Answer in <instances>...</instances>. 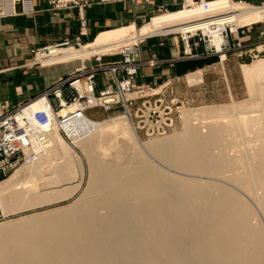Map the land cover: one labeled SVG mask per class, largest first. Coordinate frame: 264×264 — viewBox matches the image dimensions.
I'll return each mask as SVG.
<instances>
[{"label":"bare ground","instance_id":"6f19581e","mask_svg":"<svg viewBox=\"0 0 264 264\" xmlns=\"http://www.w3.org/2000/svg\"><path fill=\"white\" fill-rule=\"evenodd\" d=\"M160 14L140 28L134 24L100 33L80 49H41L39 62L109 53L117 44L134 51L147 36L178 31L187 36L197 29L220 50L223 30L264 21V5L186 0L182 9ZM242 69L250 98L196 110L181 107L183 130L149 142L142 139L131 107L112 118L95 119L85 113L68 124L51 121L40 126L47 130L46 147L36 148L37 155L15 169L17 173L28 169L26 179L13 177L0 186L3 213L69 198L81 186L84 166L62 128L88 149L89 185L81 200L1 223L0 264H264V112L256 113L264 109V58L243 64ZM202 73L190 74L187 80L201 82ZM23 108L31 119L38 111L49 116L54 112L46 95ZM70 109L65 106L60 113ZM193 121H208V129L201 130ZM108 133H117L122 147L130 145L125 164L102 161L106 151L101 150L105 147L100 136ZM250 133L256 142L250 151L238 145L242 151L235 153L227 144L226 136L246 139ZM148 155L162 167L193 177L174 176ZM75 167L78 184L40 191L43 184L52 188L55 179L56 184L74 181ZM48 171L54 175L46 177Z\"/></svg>","mask_w":264,"mask_h":264},{"label":"rangeland","instance_id":"374dc122","mask_svg":"<svg viewBox=\"0 0 264 264\" xmlns=\"http://www.w3.org/2000/svg\"><path fill=\"white\" fill-rule=\"evenodd\" d=\"M195 1H198V0H195ZM236 1H241V0H236ZM243 1H247V2L255 4V5H264V0H243ZM49 2L55 8H60V9L62 8V7L55 6L51 2V0H49ZM90 6H87V7H90ZM75 7H78V6H75ZM87 7L84 9L85 14L87 11ZM71 8H73V6H71L70 8H65V9H71ZM180 8L182 9V7H180ZM180 8H178V10H180ZM172 10L175 11L176 8L175 9H171V8L168 9L166 7L161 8L152 16H154V15L157 16V14L160 15V13L164 14L165 12H169V11L173 12ZM78 11H79V17L81 19L79 8H78ZM152 16L147 18V19H143V20L135 23L137 25L136 27L140 28L143 25L150 22L152 20L151 19ZM132 23H134V22L125 23V25L130 26V25H133ZM120 26H122V25H120ZM127 26L119 27V29L123 28V27H127ZM81 27H82V19H81L79 34L75 35L74 39L52 40V42H50L48 44L41 45V46L36 47V48H32L31 50H29L26 53V57L23 60H18L19 65H21V66L20 67L18 66L17 68H14L15 66L11 65L12 62H14L13 59L12 60L11 59H9V60L4 59L3 56L5 55L4 54L5 51L1 52L2 54L0 53V84L2 83V85L4 86L5 84H3V83H7V85H9V86L5 87V89L3 88L0 90V92L2 93L1 95L5 94V91L6 92L10 91L13 94L15 92L14 98L21 100L20 103L13 105L12 101L8 102V100H1L0 99V106L3 108L4 111L17 109V107H19V106L22 107V106L26 105L27 103L31 102L32 100L38 98L39 96L46 95V93L49 92L50 89H52V87L56 83L61 82V81H66L67 79H70V78L77 76V75L86 74V73L93 71V70H98L97 76L102 78V82H101L102 87L97 90V93L98 94L99 93H103V94L105 93V87H106L105 84L110 83L111 76H110V72L104 67L110 65L113 62H118L122 59V49L121 48L119 49L120 44H117L116 46H114L112 48L115 51H112L109 53L92 54L86 58L72 57L71 59H77V60H74L71 62H66V63H61V64H58L55 66H45V65L50 63L48 61L45 63H42V64H40V62H39V56H37V55L41 49L46 50L47 48L53 47V46H57L58 48H67V47L74 46L75 48L80 49L81 46L83 47V46H86V45L93 43L97 39V37L99 36L98 33L101 32V31H96L90 37L89 40L83 41V39H82L83 35H81V31H82ZM228 31H230L229 27H228ZM263 31H264V21H261L258 23H253L251 25H247L244 27L241 26L238 30V33L237 32L236 33L230 32V34H229L230 46H225L223 48V51H220V52H217L215 50L213 44H211V42H210V37L208 34H205V37H204V36H201L202 33H200V35L190 38V46L192 48V52L191 53H185V50H184L181 57L182 56H184V57H187V56L191 57L192 56V58H191L192 60L187 61V62L192 63V64H190V66H191L190 68L192 71H194L196 69H200V68L209 69L208 74H207V78L205 77L206 82H205V84L202 83L201 86L190 88L189 94H188L190 96L189 99L184 100L183 98H179L178 100L177 99L170 100V102H178L180 108L181 107L182 108L187 107V109L192 108V109L196 110V109L204 107V106L230 104V103H233L234 100L239 101V100H245V99L250 98V93H249V90H248V87H247V84H246V81L244 78L242 65L243 64H251L252 62L259 60L260 58H264V54H262L260 57H254L252 55V52H251L253 48L258 46V43H261V44L264 43V34H262ZM178 32L165 34V35H150V36H147L145 38H142V39H140L139 42H137L138 44H136V50L140 51V53H141L140 47L142 46L143 43H148L149 40L159 41L161 39H165L166 41H169L170 44L171 43L172 44L179 43L182 46L184 45V48H185L184 40L182 39V33H178ZM84 35H86V34H84ZM201 37L203 39H201ZM222 54L226 55V57L224 58L225 60L221 57ZM65 61H67V60H65ZM14 69H16V70H14ZM192 71H190V72H192ZM193 73H195V72H193ZM186 79H187V76H186ZM30 84L33 85L32 90L29 89V87H28V85H30ZM137 84H138V82H137ZM138 85L141 86V88L145 92V95H147V93H149V95H147L146 98L157 99L159 97H162V96H158L159 94L158 95H155V93L152 94V91L155 89L154 86H149V85H145V84H138ZM230 87L232 88L233 93L232 92L230 93V90H229ZM155 91L156 90H154L153 92H155ZM137 95H138V93L135 92V93H132L129 97L130 98L131 97H137ZM3 96H5V95H3ZM156 96H158V97H156ZM95 101H96V99H95ZM140 101H142V100L136 99L133 101V105L130 106L131 112L133 114V121L135 122L136 125H137V121L135 120L136 118H134V117H135L136 108L139 105ZM165 101L169 102L166 99H165ZM107 107H109V106H107ZM111 108L115 109L114 112L109 114V115H105L104 119H107L106 117H108V118L116 117V115H119V114H122L125 112V109L123 107H121V105H114V106H111ZM182 108L180 109V111L182 110ZM108 110H110V108H106V109H104V108H91L88 110V114L90 116H93V117H100L104 112L106 113ZM185 110L186 109H184V111ZM263 110L264 109H261L260 112H256V113L262 114L264 112ZM196 113H198V112H196ZM179 115L181 117L180 118L178 117V119L175 123V126L173 128H171V130H169L166 135H164V134L158 135V136L157 135H147L145 132L141 131L138 128V131L141 134L142 139L146 142H149L151 140H155L157 138H162L164 136H168L171 134H175L176 132L182 131L184 126H185V121L182 118V112H180ZM109 116H111V117H109ZM231 117H232V119H235L237 116L235 115V116H231ZM207 119L210 120V118H207ZM228 119H231V118L229 117ZM193 122L197 126H199V128H201V130L208 129V127H207L208 123H206L208 121H206V122L205 121H193ZM61 133H62L63 137L66 139L69 146L74 150L77 157L79 156L82 160V164L84 166L83 168H84L85 173H84V176H83V179L81 182V186L76 190V192L73 194V196L71 195V196H69V198L67 197L66 199H61L59 201H53V202H50L47 204L36 205V206L30 207V208L27 207L23 210L13 212V213H10L8 215H5L3 213L1 203H0V224L3 222L10 221V220H16V219L24 217V216L42 213V212L52 210V209H55V208H58L61 206H67V205H69L75 201L83 199V197H84L83 194L89 185V179H90V176L92 174L90 171L92 168L90 167L89 160L87 158L88 149L86 148V146L84 147L82 144L77 143L73 139L72 135L69 132L64 131L63 128L61 130ZM100 138L102 140V143L104 142L103 146L105 147L104 149H101V150L106 151V154L102 155L103 157H101L102 161L107 162V163L109 162L110 164H115V163L116 164L120 163L118 165L125 164L126 160H127V156H129L132 152L130 145H128V147H127V145L122 147L123 144L121 143L117 133L103 134L100 136ZM233 138H234L235 142H237V144L232 143V142H234V140H231ZM103 139H104V141H103ZM226 139L229 141V142L227 141V144L229 145V147H230V144L233 145L231 147H233L235 149V151H234L235 153L236 152L241 153V152H238V149L241 147H243V149L241 148L242 150H245V148L247 147L250 151L253 148L254 143H256V142H254V139H255L254 133L248 134V137L246 139H245V137L239 138L236 136L235 137L234 136L233 137L232 136H226ZM240 144H241V146H240ZM238 145H239V148H237ZM106 147L108 149H106ZM233 148H231V149H233ZM247 148H246V150H247ZM231 149L229 148L230 151H232ZM241 149H239V151ZM99 150H100L99 148H96V150H94V151H97V153H98ZM124 153H126V154H124ZM149 157L157 165L159 164L151 156H149ZM159 166H160V164H159ZM160 167H162V166H160ZM164 167L165 166H163L162 168L165 170H168V172H170V174H174V176L182 175L178 172H175V170L173 171V170L168 169L167 167H165V168ZM73 170L76 172L75 175L77 176V174H78L77 168L75 167ZM49 172L50 171H48L47 173H49ZM28 174H29L28 169H27V171H25V173L24 172L17 173V171H15V169H14L11 172H9L7 175L0 178V186H2L4 184V182H6L8 179L13 178V177L26 179ZM53 175L54 174L49 173V174H46L45 176L49 177V176H53ZM182 176H184V177L190 176L189 178L193 177L191 175L187 176V174H185V175L183 174ZM196 179L205 180V178H196ZM80 180L81 179H80V175H79V176H77V178L74 181H68V182L62 181L61 183L57 182V184L55 183L57 181V179H55V182H54V180H53V182L52 181H50V182L46 181L47 183H51V182L53 183V184L52 183L50 184L52 186V188L48 187L49 184L47 185L48 188L45 187V184H43L44 189H41L40 191L41 192H44V191L47 192V191H51L54 189L56 190L58 188L60 189V188H62V186H65V185L78 184L80 182ZM18 189H21V185L18 186ZM257 217L259 218L258 221L262 222L263 218L261 217V215H260V217L259 216H257ZM261 218H262V220H261Z\"/></svg>","mask_w":264,"mask_h":264},{"label":"built area","instance_id":"2783aa9c","mask_svg":"<svg viewBox=\"0 0 264 264\" xmlns=\"http://www.w3.org/2000/svg\"><path fill=\"white\" fill-rule=\"evenodd\" d=\"M95 0H51V2L62 8L78 6L82 19L81 35L87 34V19L84 9L93 4ZM105 2L107 0H101ZM195 2H209V0H198ZM21 4L23 11L31 10L29 0H0V18L12 16L19 12L18 5ZM217 24L212 23V29ZM228 27L230 31H228ZM223 30L224 41L221 44L223 51L225 46H230L229 34L238 33L239 28L234 31L230 26ZM244 27V26H242ZM205 37L201 29L190 31L188 35L182 33L185 44V53H191L190 38L200 35ZM264 34V31L262 32ZM210 37V36H209ZM201 39H203L201 37ZM205 39V38H204ZM212 44V43H211ZM254 57L264 54V43L252 49ZM157 60H149L147 64L154 65ZM143 64L141 53L138 50L131 51L128 46L122 48V59L104 67L111 75L110 83L105 84V93H97V71L93 70L86 74L77 75L66 81L56 83L46 93L53 109V115L49 116L46 111H38L31 119L24 114V106L17 109L4 111L0 106V178L16 169L21 162L27 158L37 155L36 148L44 149L47 144V130L40 129V126L51 121H59L61 124H68L78 121L84 114L95 106L121 105L125 111H129L134 100H142L136 108L135 120L137 127L147 135L166 134L180 118V106L178 102H166L164 98H146L145 92L137 84L139 69ZM138 93L137 97H129L130 93ZM156 92L152 91V94ZM98 103H94L95 99ZM96 102V101H95ZM72 107L66 114L60 111L65 107ZM179 115V116H178Z\"/></svg>","mask_w":264,"mask_h":264},{"label":"crops","instance_id":"0c3cea01","mask_svg":"<svg viewBox=\"0 0 264 264\" xmlns=\"http://www.w3.org/2000/svg\"><path fill=\"white\" fill-rule=\"evenodd\" d=\"M29 1L31 10L23 11L22 5L19 4V12L17 14L0 18V53L5 51V55L3 54L4 59L14 60L11 64L15 66L14 68L21 66L18 60H23L26 57V53L32 48L48 44L52 40L74 39L75 35L79 34L81 19L78 7L60 9L52 6L49 0ZM185 1L107 0L101 2L100 0H95L90 7H87V34L83 35L82 39L87 41L96 31H101L98 33L100 34L116 30L119 27L127 26L125 23L134 22L132 23L134 25L138 21L151 17L161 8H176L175 11H177L178 8L184 5ZM140 49L143 64L139 69L138 84L154 86L156 95L159 94L158 96H162L167 101L170 102V100H178L179 98L189 99L190 88L201 86L202 83L205 84V77L207 78L209 69L200 68L192 71L190 68L192 63L187 62L192 60V56L181 57L185 50L184 45L182 46L179 43L170 44L165 39L159 41L149 40L148 43H143ZM71 58H63L54 63L50 62L45 66H55L77 60ZM149 60H157L158 63L149 65L147 64ZM202 70L204 72L202 73L203 80L201 82L191 84L186 79V76L193 74V72L196 73V71ZM101 82L102 78L97 76V90L102 87ZM3 84L5 85L0 84V90L9 86L7 83ZM28 87L31 90L33 89L32 84L28 85ZM229 90L230 93H233L231 87ZM1 94L0 92L1 100L12 101L13 105L21 102V100L14 98L15 92L13 94L10 91H5V94H3L5 96ZM94 108H110L106 113L104 112L100 117H95V119H104L105 115H109L115 110L111 107L95 106ZM87 115L90 116L88 111ZM90 117L94 118L93 116Z\"/></svg>","mask_w":264,"mask_h":264}]
</instances>
